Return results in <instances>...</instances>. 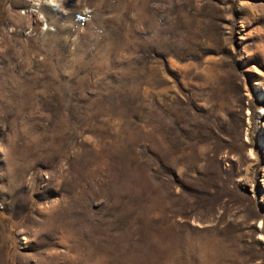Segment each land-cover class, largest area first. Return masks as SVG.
<instances>
[{
    "label": "rangeland",
    "instance_id": "rangeland-1",
    "mask_svg": "<svg viewBox=\"0 0 264 264\" xmlns=\"http://www.w3.org/2000/svg\"><path fill=\"white\" fill-rule=\"evenodd\" d=\"M42 2L0 0V264H264V0Z\"/></svg>",
    "mask_w": 264,
    "mask_h": 264
},
{
    "label": "bare ground",
    "instance_id": "bare-ground-1",
    "mask_svg": "<svg viewBox=\"0 0 264 264\" xmlns=\"http://www.w3.org/2000/svg\"><path fill=\"white\" fill-rule=\"evenodd\" d=\"M47 5H50L53 7V9L59 11V13H61V10L63 9V4H62V0H43ZM42 0H37V6L38 7H34V10L40 9L42 8V4H41ZM43 3V2H42ZM30 8V7H29ZM30 11V10H29ZM28 11V12H29ZM33 11V10H32ZM40 12V11H39ZM38 12V13H39ZM42 12V11H41ZM40 12V13H41ZM32 14V13H31ZM41 15L43 16L44 22L46 25L47 24V20L46 17L41 13ZM35 25H37V23H35Z\"/></svg>",
    "mask_w": 264,
    "mask_h": 264
}]
</instances>
